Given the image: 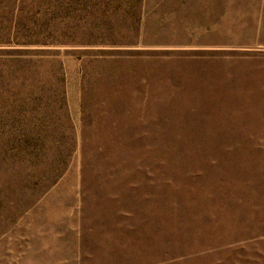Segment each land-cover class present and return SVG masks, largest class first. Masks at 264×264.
Instances as JSON below:
<instances>
[{
    "label": "rangeland",
    "instance_id": "374dc122",
    "mask_svg": "<svg viewBox=\"0 0 264 264\" xmlns=\"http://www.w3.org/2000/svg\"><path fill=\"white\" fill-rule=\"evenodd\" d=\"M0 264H264V0H0Z\"/></svg>",
    "mask_w": 264,
    "mask_h": 264
}]
</instances>
